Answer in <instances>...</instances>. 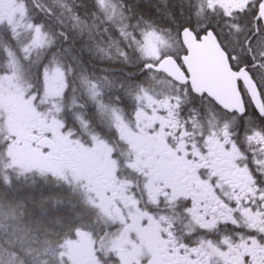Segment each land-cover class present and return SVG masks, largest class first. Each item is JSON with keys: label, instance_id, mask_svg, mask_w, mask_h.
<instances>
[{"label": "snow or ice", "instance_id": "obj_1", "mask_svg": "<svg viewBox=\"0 0 264 264\" xmlns=\"http://www.w3.org/2000/svg\"><path fill=\"white\" fill-rule=\"evenodd\" d=\"M0 145V228L90 216L43 177L80 151L113 197L89 228L135 234L120 264H264V0H0Z\"/></svg>", "mask_w": 264, "mask_h": 264}, {"label": "flooded vegetation", "instance_id": "obj_2", "mask_svg": "<svg viewBox=\"0 0 264 264\" xmlns=\"http://www.w3.org/2000/svg\"><path fill=\"white\" fill-rule=\"evenodd\" d=\"M35 138V145L24 147L27 149L26 157L35 156L31 157L33 160L39 157L41 161L48 163L47 149L44 148L46 141L41 129L37 128ZM85 147H87L86 144ZM124 150L127 151V149ZM51 166L63 170L64 175L57 178L72 185L76 192L75 196L80 198L82 206L93 209L90 216L83 217L82 225L76 227L62 244L59 257L61 252L65 254L63 264H120V261L116 259L117 252L112 249L115 246L129 247L125 241L126 239L134 240L135 234L130 233L127 238L124 237L123 228L118 223L103 231L88 226L90 219L95 222L102 215L101 208L96 204L107 205L113 199L111 194H105L108 188V177L103 160L99 157H86L80 151H61ZM77 228L82 232H88L89 235L77 237L75 235ZM62 262L59 259L58 264Z\"/></svg>", "mask_w": 264, "mask_h": 264}, {"label": "trees", "instance_id": "obj_3", "mask_svg": "<svg viewBox=\"0 0 264 264\" xmlns=\"http://www.w3.org/2000/svg\"><path fill=\"white\" fill-rule=\"evenodd\" d=\"M26 175L30 180L34 176H40L41 173L37 174L34 172H29ZM43 177L44 179L47 180L49 186L56 183H61V184L66 183L61 179L57 177L54 178L46 173L43 174ZM24 182H28V181H24ZM65 191H67V189H65ZM73 200L77 202L78 206H82L81 203H79V200L77 199L76 196L73 197ZM65 207H67V205H65ZM57 219L59 220V223L51 225L50 234L47 235L43 233H35L34 232L35 224L33 223L32 225H29L27 222L28 220L27 216H25L23 221H9V227L7 228V230L0 228V264H7V259L9 258L10 253L12 251V249L7 246V242L10 241L12 243L13 238L16 237L18 238V240H20L18 241L20 242V244L16 247L21 249V254H23V252H26L29 249H34V248L43 251L45 247H53L55 249L54 250L55 253L54 251L49 252L48 255L50 257L53 256L52 253L56 254V251L59 249L60 244L68 236H70V234L76 227H80L83 221V218L79 221H75L74 222L75 226L69 229L68 227L65 226V221L62 214L59 215ZM3 221H4V216L0 214V222ZM45 241H47L48 243L46 244ZM16 264H26V262L18 259ZM52 264H55V260L52 262Z\"/></svg>", "mask_w": 264, "mask_h": 264}, {"label": "rangeland", "instance_id": "obj_4", "mask_svg": "<svg viewBox=\"0 0 264 264\" xmlns=\"http://www.w3.org/2000/svg\"><path fill=\"white\" fill-rule=\"evenodd\" d=\"M38 129H40L39 128V126L37 127ZM3 148V145H0V149H2ZM23 156H24V158H25V160L26 161H33V159H31V157H35V156H30L29 158L28 157H26L27 156V149H23ZM35 161H38V162H41V163H46V162H44V161H41L40 159H39V157H38V159H36ZM51 166V165H50ZM52 167H56V166H52ZM57 168V167H56ZM33 171H34V173H40V171H39V168L37 167V168H35V169H33ZM77 185V184H76ZM25 231H28V230H25ZM18 241H20V240H18V238L16 237V238H13V240H12V243L10 242H7V246L8 247H10L11 248V244H14L15 246H18L19 244H20V242H18ZM9 248V249H10ZM54 253H55V251H54ZM54 253H52L53 254V256H55L54 255Z\"/></svg>", "mask_w": 264, "mask_h": 264}]
</instances>
